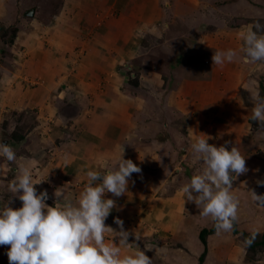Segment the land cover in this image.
<instances>
[{
  "label": "rangeland",
  "instance_id": "obj_1",
  "mask_svg": "<svg viewBox=\"0 0 264 264\" xmlns=\"http://www.w3.org/2000/svg\"><path fill=\"white\" fill-rule=\"evenodd\" d=\"M68 1L6 0L7 9L0 13V140L10 144L17 156V161L11 164L0 157L3 164L8 162L0 176L4 179L0 189L5 188L0 194L2 200L13 201L14 208L22 206L18 195L6 191L18 174L19 165L31 166L35 180L44 179L34 185L37 192L43 189L42 185L55 186L60 182L68 188H76L73 190L79 195L87 182L84 176L74 179L70 168L55 170L53 160L49 158L57 147L61 152L65 150L63 141L78 137L75 130H84L82 125L86 124L87 117L78 115L94 111L87 109L92 102L80 100L84 93H94L91 86L88 89L87 85L80 87L76 100L65 98L73 86L62 81L73 78V70H76L73 67L78 64L72 60L73 52H65L64 61H56L49 51V43L44 40L41 31L45 30L44 25L51 27L50 21L60 15L69 34L74 36L75 32V35L82 33L84 36V45L82 41L80 46L76 45L79 55L83 53L96 61L103 60L104 53L94 51L95 44L99 43H107L114 55L117 53L114 59L117 63L121 60L119 55H123L124 61L113 65L109 70L112 75L108 76L115 81L125 77V82H118L116 86L120 87L118 92L125 95V101L113 103L112 108L121 113V119L141 120L138 110L147 117L144 126L150 134H143V143H151L150 137L158 141L170 132L179 137L176 141L168 140L166 149L162 145L164 142H158L162 149L155 150L161 154L170 152L175 160L158 159L151 150L145 155L152 157L143 162L144 168L158 175L170 168V176L157 179L150 198L140 199L135 194L137 190L128 193L130 188L127 189L121 202L117 201L115 212L105 222L108 224L117 217L125 222L128 241L132 244L164 240L167 246H172L171 241L175 239L170 230H175L178 235V230L191 227V222H196L198 227L212 226L214 221L203 217L194 202L179 209L183 198H178L181 203L177 208L171 201L193 174L204 169L205 165L193 154L191 144L197 134L207 136L208 143L217 147H237L245 156L248 169L232 182L231 191L239 201L237 219L233 224L236 229L229 232L216 230L210 234L211 241L215 242L211 243L215 252L207 263L234 264L236 258L232 254L243 249L241 263L249 260L263 264L264 244L250 250L245 238L257 242L264 233V205L254 202L251 193L264 194V185L258 183L264 181V128L251 120L254 106L251 95L259 93L264 98V62H246L240 34L256 21L264 24V0H86L87 5L77 0ZM31 9L33 13L28 14ZM76 18L83 29L77 27L72 32L76 27L69 22ZM119 30L126 32L118 35ZM229 49L237 53L232 62L213 64V53ZM86 67L81 75L90 76L88 73L94 70L89 64ZM53 74L61 83L47 90L40 81L47 82L46 79L52 78ZM40 86L44 87V99H53L51 116L55 114L53 120L58 118L61 122L59 133L53 132V128L58 127L47 119V127L36 129L37 105L28 100H35L42 94ZM58 88L63 89V99L56 101L55 90ZM138 88L145 99L140 94L134 96ZM177 90V96L172 94ZM32 94L35 96L31 97ZM149 123L159 124V129H151ZM132 128L136 129V125ZM98 168L96 166L95 170H100ZM140 192L144 196L147 193ZM48 201L45 203L50 206ZM180 223L182 227L179 228ZM133 233L139 240L132 236ZM194 264H198L197 261Z\"/></svg>",
  "mask_w": 264,
  "mask_h": 264
},
{
  "label": "clouds",
  "instance_id": "obj_2",
  "mask_svg": "<svg viewBox=\"0 0 264 264\" xmlns=\"http://www.w3.org/2000/svg\"><path fill=\"white\" fill-rule=\"evenodd\" d=\"M240 35L246 62H264V24L256 21ZM236 55L231 49L217 51L212 62L222 65L232 62ZM251 99V120L264 128V98L257 93ZM208 139L199 137L191 144L196 159L205 167L183 186L184 200L194 202L203 217H210L218 232H229L237 219L239 204L231 191L232 182L248 169L237 147L213 146ZM0 157L10 164L17 161L14 148L3 140ZM140 172L137 164L123 157L122 150L111 166L87 172V182L78 198L65 199L63 191H55L54 204L49 206L45 203L47 191L37 192L34 187L44 179L35 180L31 166L19 165L9 187L22 206L11 207L10 200L0 206V245L8 246L9 264H152L145 250L132 248L121 219L115 218L118 231L105 223L117 206L114 199L105 198V193L120 197L127 192L132 174ZM258 183L264 185V181ZM251 193L254 202L264 205V194ZM118 244L129 251L122 254ZM144 249L150 251L152 247Z\"/></svg>",
  "mask_w": 264,
  "mask_h": 264
},
{
  "label": "crops",
  "instance_id": "obj_3",
  "mask_svg": "<svg viewBox=\"0 0 264 264\" xmlns=\"http://www.w3.org/2000/svg\"><path fill=\"white\" fill-rule=\"evenodd\" d=\"M77 1L80 2V4L87 2L86 0H77ZM5 2L6 0H0V13L1 12L4 13L7 9L8 4H6ZM68 2L72 3V2H75V0H69ZM87 4L88 3H86V5ZM89 8H91V6ZM76 20H78V18H76L75 20L71 19L69 22L71 25H75L76 27L75 29H72V32L77 30V27L79 28L81 27L80 20L78 21ZM82 20L83 19H81V21ZM63 21H64V18L58 15L57 18L56 19L54 18L53 20V22H56L55 24L52 21H50L51 27L46 28L44 25L45 30H41L43 33L44 40H47V43H49V47H50L49 51L52 52L51 54H53L56 61H58V59L64 61V59H66L65 52H68V53H71V51L73 52L72 60L74 62H78L79 65L76 63L77 66L73 67V68H76V70H73L74 74H73L72 79L66 78V79H63L62 81V83L64 84H70V86H73L72 90H68V92H66L67 94L65 98L72 97L73 99H75L76 96L80 95L78 92L80 87L82 88L83 85H87L86 88L88 89L91 86L90 89L94 93L90 95H88V93H84L85 95H83V98L80 97V100L84 99L87 102L88 101L92 102V105H90V107H88L87 109L91 111L94 110V111L90 112L88 115L85 113L78 115V117L84 116L85 118L87 117L88 119V120L85 119V123L87 124V126L86 124L82 125L85 131L84 130L79 131L78 129L75 130V133L77 132L79 133L78 137L75 136L74 139H68V140L63 141L62 146L65 148V150L61 152V149L57 147V149H55V152L50 153L49 158L53 160L52 163L55 165V170L57 168H60V170L61 168H67V169L70 168L73 170L72 176L74 179H79L80 177L84 176L85 179L87 180L86 173L88 171L90 170L96 171L95 170L96 166H99L98 169L100 170H103L107 166H111L112 164L116 162V160L119 157L120 152L123 150V157L125 159H130L132 160L133 163L137 165L142 164V166L139 165L141 172L133 173L129 180L127 189L129 188L130 189L128 190V193L131 192L132 190H137L136 192L135 191L134 192L136 195H138V198L140 199L150 198L151 197L150 192L153 188V185L157 182V179L159 177L165 178V176L166 177L170 176V172H169L170 168L167 169V171L164 173L161 172L160 175L154 174L153 170L150 171V169L144 168L145 166V164L143 163L144 159L149 158L148 160H150V157H152L151 155L149 156L145 154L148 152H151L152 150L155 154H157L158 159L160 157L169 162L170 160L174 159V156L171 155L170 152L169 153L167 152L168 155L167 153L161 154V151L156 152L155 151L156 149H162L160 148L159 145H157V143L164 142L162 143V145L166 149V147H168V140L171 139L172 141L173 140L176 141L179 137L174 136L175 133L171 134L170 132L171 135L170 134L168 136L164 135V138L158 141L155 138L151 139L150 137L149 140H153V141H151V143L147 142L144 144L143 134H150V132L149 133L146 132V129H145L146 126H144L148 122L146 120L147 117L144 114H142L140 110H138L137 112L141 114L140 116L141 120L136 119L133 122V120L129 117H127L126 119H121L122 118L121 113L117 111L114 112L112 108L113 103H119V102L125 101V95L123 93L118 92L120 87L119 88L116 87L118 82L120 83L125 82L124 81L125 77L121 78L122 80L120 79L119 81H115V80H112L108 76V75H112L111 71L109 70L113 68L112 67L113 65L120 64L122 61H124V57H122L123 55H119L121 57L120 62L117 63V60L114 61L115 56H118V55L117 53L114 55L113 49H111V47L107 43L95 44L96 48H94L95 49L94 51H96L98 54L101 52L104 53L103 60L96 61L90 58L88 55H85L83 53L79 55L80 52L75 50L76 45L80 44L84 36L82 35V33H80L79 35H75V32H74V36L71 33L69 34L67 32L66 25L62 23ZM81 28L83 29V27ZM124 31L125 30H119L118 35L125 34L126 31L125 32ZM82 44L84 45V41H82ZM86 48L87 47L84 46V49ZM80 50H81V47H80ZM88 64L94 71L93 72L90 71L88 73V74H91L90 76H86L87 74L81 75L82 69L87 68L86 66ZM64 67L65 66H63V68ZM85 73L87 72L85 71ZM46 81L47 82L45 81H40V82L42 85L46 86L47 90L49 88L53 89L54 87H56L55 85H58L61 83L59 82V80H56L55 74L52 75V78H47ZM101 81L104 82V84L102 85V88H100L101 86L100 84L102 83ZM108 86L113 87L115 90L109 89ZM58 89L55 90V92H57V95L55 96L58 98L56 99V101L61 99L62 97L61 92H63L62 91L63 89H60V88ZM107 90L112 91V92L109 93ZM40 92H42V94L38 98H36L35 100L33 99L28 100V101H32L35 104V106L37 105L36 129L43 130V128L49 125L47 121H50L51 123H55V126L58 127L57 129L53 128V132L55 134L59 133L60 132L59 125L61 122H59L58 118H55L53 120V118L55 117V114L54 116H51L53 113V110H52V107H53L52 100L53 99L51 98L49 100L44 99V87L43 86H40ZM49 92L51 93V90L48 91V93ZM174 92L176 93H172V94H175V96H177V93L179 94V90L174 91ZM139 94L141 95L142 99H145V97L142 94V90H139L138 88L137 92L134 93V96L136 97ZM34 96L35 94L31 95V97H34ZM18 103L19 102H16V105H19ZM168 103L169 101H167V104ZM167 106L165 105V107ZM96 109L98 110L96 111ZM44 115H45V118H42ZM46 119L47 121H45ZM128 124H130V126ZM132 124L136 125V129L132 128L133 127ZM149 125L151 126V129L153 130L159 129L158 127L159 124L153 125L149 123ZM195 133H198V131ZM196 137L199 138V134H197ZM213 145L215 146L216 144H213ZM174 148H173V151H175ZM1 161L2 160H0V176L4 172L5 165L7 166V163H8L5 161V164H3V162ZM79 165H81V168L79 167ZM3 180L4 179L0 178V186ZM8 187H6V191H10ZM42 188L43 189H41V191H47L48 193L49 198L47 200H49L48 202L50 206L54 204L55 191H63L65 199H70L74 197L78 198L79 196L78 193L75 194L73 190L76 188H68L66 185L60 184V182H57L55 186L53 184H50V186L42 185ZM71 189L73 190V192ZM4 190L5 188H1L0 194ZM65 190H67V192H65ZM142 190L147 192V193H144L145 196L140 192ZM70 192L72 193L69 194ZM123 195H121L120 197H115L111 193H105V198L114 199L117 203V201L121 202V198L123 197ZM174 196L175 198L172 197L171 201L175 202L176 208L178 206V203H181V201L178 198H181V199L183 198L182 203L180 204V207H178L179 209L184 208V206L188 207V205L192 204L191 201H188L186 199L184 200V194H183L182 189H179L178 193H176ZM3 203L4 201L2 200L0 196V206H2ZM10 203H11V207H13L12 206L13 201H10ZM185 203L186 205H184ZM15 204L17 205V203ZM117 210H118V207H117ZM114 212H115V208L111 211L110 215H112ZM188 219L191 222L190 218ZM201 221L202 220L199 221V225H201L200 224ZM181 223L179 225V228L182 227ZM195 223L196 222L194 223L191 222L192 226L187 229H185V226H184L182 228L183 229L182 231L178 230L179 231L178 235L176 234L175 230H170V233H173V235L175 236V239L171 241L172 246H167L164 240H159L160 242L152 241L149 243H146L145 241H140L135 244H132V248H135L136 246H138L142 250H145V254L148 255L152 259V264H164V262L165 264H194L196 263L199 257V254L203 248L202 242L200 241L198 237V231L201 227H198V225ZM107 225L111 226L113 229L117 231L119 230V226L116 225L115 223V218L112 221H110ZM123 228L126 229L125 225H123ZM132 236L134 237L133 234ZM177 237H179V239H177ZM115 242L118 243V241H115ZM128 242L130 244L132 243L130 240ZM211 243H215V242L211 241L210 234H209L207 236L208 251L201 264H208L207 263L208 260H210V257L214 255L213 251L215 252V249H213L212 251V248H214V245ZM147 246H151L152 250L149 251V250L144 249V247H147ZM7 251H8V246L0 245V264H9L8 257H7ZM121 251L123 254L129 251V249L126 246L122 245ZM242 253H243V249L242 250L240 249L236 254L234 255L232 254V257L236 258V263L234 264H262L260 263V261H255V262L254 261L252 262L244 261L243 263H241L242 261L241 259L243 256Z\"/></svg>",
  "mask_w": 264,
  "mask_h": 264
},
{
  "label": "trees",
  "instance_id": "obj_4",
  "mask_svg": "<svg viewBox=\"0 0 264 264\" xmlns=\"http://www.w3.org/2000/svg\"><path fill=\"white\" fill-rule=\"evenodd\" d=\"M264 85V84H263ZM261 84L260 88L262 89V86ZM234 231H235V227H233ZM216 231V228L214 226V224H212V226H210L209 228L204 226V227H201L198 231V237L200 239V241L202 242V251L200 252L199 254V257L197 259V263L198 264H201L207 254V251H208V247H207V236L213 232ZM244 234V233H243ZM245 241L247 242V246L250 250H254L255 247L257 246H260L262 244H264V233L262 234V237L261 239H259L257 242H252L251 240H249L248 238H245ZM255 258V256H254ZM252 258V260L254 259ZM249 261V260H248ZM251 261V259H250Z\"/></svg>",
  "mask_w": 264,
  "mask_h": 264
},
{
  "label": "water",
  "instance_id": "obj_5",
  "mask_svg": "<svg viewBox=\"0 0 264 264\" xmlns=\"http://www.w3.org/2000/svg\"><path fill=\"white\" fill-rule=\"evenodd\" d=\"M32 13H33V10L32 9L28 11V14H32Z\"/></svg>",
  "mask_w": 264,
  "mask_h": 264
}]
</instances>
